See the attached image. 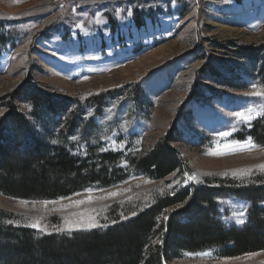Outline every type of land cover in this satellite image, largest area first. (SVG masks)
I'll use <instances>...</instances> for the list:
<instances>
[{"label": "rangeland", "instance_id": "rangeland-1", "mask_svg": "<svg viewBox=\"0 0 264 264\" xmlns=\"http://www.w3.org/2000/svg\"><path fill=\"white\" fill-rule=\"evenodd\" d=\"M136 12L142 14L141 28L134 23ZM261 47L263 55L264 0H0V99L28 82L56 105L68 99L85 104L105 93L101 116L94 109L84 114L97 123L104 150L145 155L172 136L171 147L186 166L182 176L157 181L134 173L112 187L93 186L55 200L0 193V210L21 227L35 229L28 225L39 219L46 234L71 233L86 230L55 228L89 217L103 225L90 230L107 228L113 226L107 217L111 207L141 212L189 187L263 185L258 165L264 164V146L253 139L258 147L251 151L207 154L246 141L253 124L264 118L248 126L232 115L264 104L245 95L253 84L262 91L264 85L257 66L240 56ZM16 105L30 114L27 105ZM6 113L0 110V120ZM222 132L232 134L222 138ZM249 168L251 174L240 171ZM191 175L199 182L188 180ZM113 192L120 194L109 196ZM80 200L88 202L77 205ZM41 201L57 203L45 207ZM214 203L211 215L225 229L249 224L248 199L221 192ZM205 252L211 256L200 255ZM255 253L226 258L214 247L180 252L165 264H264V250Z\"/></svg>", "mask_w": 264, "mask_h": 264}, {"label": "trees", "instance_id": "trees-1", "mask_svg": "<svg viewBox=\"0 0 264 264\" xmlns=\"http://www.w3.org/2000/svg\"><path fill=\"white\" fill-rule=\"evenodd\" d=\"M134 23L138 28L144 25L141 13L136 12ZM262 50L244 49L240 56L257 66L264 85ZM29 84L0 99V110L7 112L0 120L1 194L55 200L93 186L112 187L134 173L157 181L183 175L186 166L171 147L172 136L145 155L104 150L97 123L84 119V114L94 109L101 116L107 94L85 104L68 99L56 105ZM17 103L27 105L30 114L21 112ZM249 136L264 146V118L253 124ZM220 184L219 188L207 184L181 189L141 212L115 205L107 216L113 226L71 233L46 234L21 227L11 223V214L0 210V264H165L180 252L214 247H220L226 258L263 251L264 184ZM221 192L253 203L247 227L227 230L211 215Z\"/></svg>", "mask_w": 264, "mask_h": 264}, {"label": "snow or ice", "instance_id": "snow-or-ice-1", "mask_svg": "<svg viewBox=\"0 0 264 264\" xmlns=\"http://www.w3.org/2000/svg\"><path fill=\"white\" fill-rule=\"evenodd\" d=\"M252 88H253V91L245 93V95L261 98V100H264V91L260 90V86L253 84ZM232 115L236 118V120L238 122H244L248 126H251V122L253 119H255L257 117H264V104H260L255 109L254 108H248L246 111L235 112ZM233 130H235V125H233ZM231 134H232L231 132H222L220 135L222 138H224V137L230 136ZM53 143H56V141H53ZM257 147L258 146L252 141V138L248 137L247 140L244 142L235 141L232 144H225L224 145V151H220L218 149L217 151H209L207 154H210V155L235 154L236 151H251V150L256 149ZM258 168L261 171H264V164L258 165ZM240 171L242 173H245V174H251L252 169L249 168V169H244V170H240ZM233 175L235 176L236 173H233ZM188 180L193 181V182H199L196 175L189 176ZM176 183H179V181H176ZM119 194L120 193H118V192H113V193H110L109 196H117ZM104 198H108V197H102V199H104ZM86 202H88V201L80 200V201H76L75 203L77 205H79V204H83ZM21 203H27V202L22 201ZM39 203L43 204L46 207L50 203L54 204L57 202L56 201H41ZM71 206L72 205H69V207H71ZM133 215H135V213H133ZM240 215L243 216L244 213L241 212ZM165 219H167V217H165ZM237 223L243 224L244 220L239 219V220H237ZM28 226L35 228L41 232L47 231L46 228L41 226L39 219L36 222L29 224ZM102 226L103 225H100L99 222L94 217H89V219L86 222L83 220H78V221L69 223V227L67 229L57 227V228H55V231L61 232V231L66 230V231L71 232L74 230V228H79V229H83V230H90L91 228L102 227ZM200 255L211 256V252L201 253ZM250 255H257V254L253 253Z\"/></svg>", "mask_w": 264, "mask_h": 264}]
</instances>
